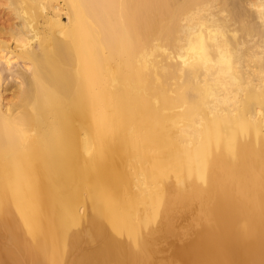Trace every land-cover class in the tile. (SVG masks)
Wrapping results in <instances>:
<instances>
[{"label":"bare ground","instance_id":"obj_1","mask_svg":"<svg viewBox=\"0 0 264 264\" xmlns=\"http://www.w3.org/2000/svg\"><path fill=\"white\" fill-rule=\"evenodd\" d=\"M5 6L0 264H264V0Z\"/></svg>","mask_w":264,"mask_h":264},{"label":"rangeland","instance_id":"obj_2","mask_svg":"<svg viewBox=\"0 0 264 264\" xmlns=\"http://www.w3.org/2000/svg\"><path fill=\"white\" fill-rule=\"evenodd\" d=\"M6 3H7V0H0V34H1L3 39H5V40L9 39L10 40V37H11V32H10L11 30L10 29L12 27H14V24H15V22H17L16 20H18V18H17V15H15V12H13V10H11V9L7 8V6H5ZM21 19H19L18 22H20ZM62 19L64 21H67V18L65 17V15H62ZM11 85L12 84H10L7 87L9 90L7 89L6 94H4L5 99L10 97L9 95H10V91L12 89V88L10 89ZM4 93H5V91H4Z\"/></svg>","mask_w":264,"mask_h":264},{"label":"snow or ice","instance_id":"obj_3","mask_svg":"<svg viewBox=\"0 0 264 264\" xmlns=\"http://www.w3.org/2000/svg\"><path fill=\"white\" fill-rule=\"evenodd\" d=\"M200 50H201V52L203 53V54H207V49H205L204 47H203V43L201 42V45H200Z\"/></svg>","mask_w":264,"mask_h":264}]
</instances>
